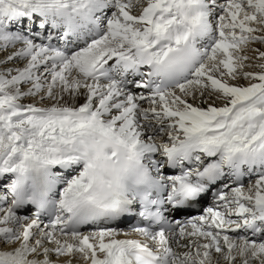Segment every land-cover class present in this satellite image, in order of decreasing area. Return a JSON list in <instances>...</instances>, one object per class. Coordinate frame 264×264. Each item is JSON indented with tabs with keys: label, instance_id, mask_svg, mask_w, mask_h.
<instances>
[{
	"label": "snow or ice",
	"instance_id": "6c2138e0",
	"mask_svg": "<svg viewBox=\"0 0 264 264\" xmlns=\"http://www.w3.org/2000/svg\"><path fill=\"white\" fill-rule=\"evenodd\" d=\"M0 264H264V0H0Z\"/></svg>",
	"mask_w": 264,
	"mask_h": 264
}]
</instances>
